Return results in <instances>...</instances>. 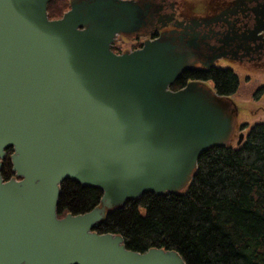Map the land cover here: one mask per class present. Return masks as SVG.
<instances>
[{
	"label": "water",
	"instance_id": "1",
	"mask_svg": "<svg viewBox=\"0 0 264 264\" xmlns=\"http://www.w3.org/2000/svg\"><path fill=\"white\" fill-rule=\"evenodd\" d=\"M49 1L0 0V264H187L94 226L128 199L188 188L201 154L230 142L236 105L198 82L171 89L190 64L166 39L112 49L146 23L136 0H71L57 19ZM10 147L19 179L5 181ZM66 179L101 188L102 205L60 216Z\"/></svg>",
	"mask_w": 264,
	"mask_h": 264
},
{
	"label": "trees",
	"instance_id": "2",
	"mask_svg": "<svg viewBox=\"0 0 264 264\" xmlns=\"http://www.w3.org/2000/svg\"><path fill=\"white\" fill-rule=\"evenodd\" d=\"M70 8L71 0H50L49 18H60ZM190 80L212 81L222 97L234 95L240 84L232 68L212 65L184 70L171 89L179 90ZM6 152L2 176L9 180L15 175L14 149ZM103 194L99 187L66 179L58 213L92 211L102 205ZM94 231L121 235L126 247L138 252L176 250L187 264H264V121L253 124L237 147L228 143L205 150L185 190L128 199L107 211Z\"/></svg>",
	"mask_w": 264,
	"mask_h": 264
},
{
	"label": "flooded vegetation",
	"instance_id": "3",
	"mask_svg": "<svg viewBox=\"0 0 264 264\" xmlns=\"http://www.w3.org/2000/svg\"><path fill=\"white\" fill-rule=\"evenodd\" d=\"M136 1L146 12V23L120 34L123 40H140L134 50L162 38L186 57L190 64L187 69L207 68L221 59L243 66H264V0ZM127 51L133 50L124 48L122 53ZM190 82L206 85L208 81Z\"/></svg>",
	"mask_w": 264,
	"mask_h": 264
},
{
	"label": "rangeland",
	"instance_id": "4",
	"mask_svg": "<svg viewBox=\"0 0 264 264\" xmlns=\"http://www.w3.org/2000/svg\"><path fill=\"white\" fill-rule=\"evenodd\" d=\"M124 39L125 40L118 34L113 49L121 53L124 48L134 50V47L140 42V40L136 41V39L132 37ZM214 64L219 67H230L239 76L240 84L237 92L228 97L230 101L236 105L238 112L236 127L229 144L237 147L241 133L246 135L253 124L264 121V91L257 95L258 90L264 87V66L259 68L254 66H243L239 63L222 59ZM205 87L214 90V83L208 81ZM245 125L248 127L243 129Z\"/></svg>",
	"mask_w": 264,
	"mask_h": 264
},
{
	"label": "bare ground",
	"instance_id": "5",
	"mask_svg": "<svg viewBox=\"0 0 264 264\" xmlns=\"http://www.w3.org/2000/svg\"><path fill=\"white\" fill-rule=\"evenodd\" d=\"M115 45H112V49L114 48ZM114 50V49H113ZM204 67V66H203Z\"/></svg>",
	"mask_w": 264,
	"mask_h": 264
}]
</instances>
